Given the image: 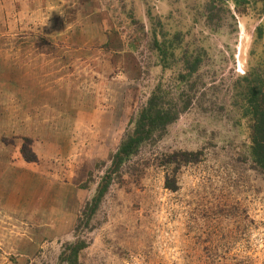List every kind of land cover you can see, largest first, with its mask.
Wrapping results in <instances>:
<instances>
[{
  "label": "rangeland",
  "instance_id": "374dc122",
  "mask_svg": "<svg viewBox=\"0 0 264 264\" xmlns=\"http://www.w3.org/2000/svg\"><path fill=\"white\" fill-rule=\"evenodd\" d=\"M263 25L264 0H0V264H66L79 241L76 264H264L242 111L248 81L264 88ZM158 84L188 108L85 225Z\"/></svg>",
  "mask_w": 264,
  "mask_h": 264
},
{
  "label": "trees",
  "instance_id": "16d2710c",
  "mask_svg": "<svg viewBox=\"0 0 264 264\" xmlns=\"http://www.w3.org/2000/svg\"><path fill=\"white\" fill-rule=\"evenodd\" d=\"M232 1L237 3L239 0ZM258 32L260 35L262 34L260 28ZM198 64L199 62L196 60L191 66L190 72H194ZM245 91V106L242 111L244 115L252 121L250 156L254 165L264 175L263 83L259 79H254L253 82L248 81ZM187 108L188 104L179 107L170 90L161 84H158L154 88L145 106L141 109L133 122H130L132 125L131 132L121 141L118 149L111 157L110 166L97 185L94 196L84 207L81 218H83L85 225L89 223L92 216L97 211L108 187L113 178L118 174L125 160L134 155L142 144L153 142L163 136L167 127L173 124ZM21 153L26 161L31 162L34 158L32 152L25 146L22 147ZM183 162L190 161L184 160ZM167 184L166 182L167 189L174 190L172 186ZM84 249L85 244L81 241L73 245H68L61 254L63 257L62 262L66 264H76L78 254Z\"/></svg>",
  "mask_w": 264,
  "mask_h": 264
}]
</instances>
